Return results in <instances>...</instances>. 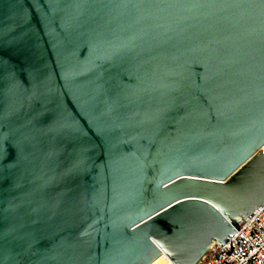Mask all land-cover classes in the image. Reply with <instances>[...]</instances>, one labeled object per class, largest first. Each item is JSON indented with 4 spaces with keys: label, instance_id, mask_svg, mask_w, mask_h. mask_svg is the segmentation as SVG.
Returning <instances> with one entry per match:
<instances>
[{
    "label": "water",
    "instance_id": "1",
    "mask_svg": "<svg viewBox=\"0 0 264 264\" xmlns=\"http://www.w3.org/2000/svg\"><path fill=\"white\" fill-rule=\"evenodd\" d=\"M263 145L264 0H0V264H197Z\"/></svg>",
    "mask_w": 264,
    "mask_h": 264
},
{
    "label": "built area",
    "instance_id": "2",
    "mask_svg": "<svg viewBox=\"0 0 264 264\" xmlns=\"http://www.w3.org/2000/svg\"><path fill=\"white\" fill-rule=\"evenodd\" d=\"M197 264H264V206L224 245L212 246Z\"/></svg>",
    "mask_w": 264,
    "mask_h": 264
},
{
    "label": "bare ground",
    "instance_id": "3",
    "mask_svg": "<svg viewBox=\"0 0 264 264\" xmlns=\"http://www.w3.org/2000/svg\"><path fill=\"white\" fill-rule=\"evenodd\" d=\"M263 149H264V145H263V147H262ZM261 148V149H262ZM215 245V243H213V244H211V246H210V248H209V250L212 248V246H214ZM206 256V255H205ZM204 256V257H205ZM203 257V258H204ZM202 258V259H203ZM201 259V260H202ZM151 264H173L169 259H168V257L165 255V254H161L156 260H154Z\"/></svg>",
    "mask_w": 264,
    "mask_h": 264
}]
</instances>
